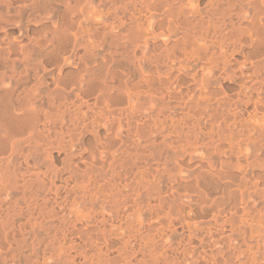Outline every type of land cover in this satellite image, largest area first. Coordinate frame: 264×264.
<instances>
[{
  "label": "bare ground",
  "instance_id": "1",
  "mask_svg": "<svg viewBox=\"0 0 264 264\" xmlns=\"http://www.w3.org/2000/svg\"><path fill=\"white\" fill-rule=\"evenodd\" d=\"M0 264H264V0H0Z\"/></svg>",
  "mask_w": 264,
  "mask_h": 264
}]
</instances>
